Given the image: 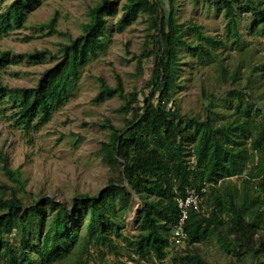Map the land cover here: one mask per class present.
I'll use <instances>...</instances> for the list:
<instances>
[{
  "label": "trees",
  "instance_id": "16d2710c",
  "mask_svg": "<svg viewBox=\"0 0 264 264\" xmlns=\"http://www.w3.org/2000/svg\"><path fill=\"white\" fill-rule=\"evenodd\" d=\"M116 1L99 0L89 8L82 33L60 45L61 58L43 72L35 86L13 88L0 82V113L7 103L14 125L27 132L48 122L52 112L68 101L81 68L103 48ZM206 1L223 9L225 37L236 47L242 40L239 19L257 22L254 32L264 36V0ZM29 5V0H13L8 7H0V38L23 27ZM140 13L148 14L156 43L138 57V69H142L145 58H151L150 72L155 82L140 101L139 90L126 94L120 82L110 87L100 79L94 99L99 102L117 95L123 103L116 111L130 115L123 127L108 119L102 124L108 136L98 154L112 177L98 194L76 195L71 206L48 196L26 205L19 195L23 187L20 172L11 169L6 155L0 153L2 170L14 183L0 184V191L7 193L0 195V264H54L68 258L77 246L79 252L72 264H87L91 246L102 258L106 252L118 253L120 246L114 238H123L139 259L161 261L171 246L178 215L176 198L183 196L187 187L199 190L204 185L208 188L201 204L206 210L189 209L186 255L179 258L180 262L208 264L189 250L212 237L236 258L237 263L231 264L241 263L249 253L264 258V94L254 98L248 85L236 87L239 72L229 75L221 67L227 84L221 93L236 100L231 120L216 122L210 109L212 100L203 119L185 117L175 107H167L177 86L180 48L203 59L212 56L211 47L224 41L204 35L195 25L190 28L202 42L192 45L184 40L174 0H169L168 11L160 0H127L117 29L123 30ZM55 24L53 17L41 28L47 27L53 34ZM27 56L35 63L47 56L57 58L46 50ZM16 62L8 52L0 54V69ZM255 71L251 68L249 77ZM233 178L240 179V185ZM134 195L142 207L137 234L130 239L121 229ZM83 218L87 221L85 235L81 236Z\"/></svg>",
  "mask_w": 264,
  "mask_h": 264
},
{
  "label": "rangeland",
  "instance_id": "374dc122",
  "mask_svg": "<svg viewBox=\"0 0 264 264\" xmlns=\"http://www.w3.org/2000/svg\"><path fill=\"white\" fill-rule=\"evenodd\" d=\"M13 0H0V7H8ZM99 0H29V9L23 27L14 29L0 38V54L8 52L16 63L0 69V82L9 87H33L44 71L54 66L61 58L60 45L78 37L88 22L89 8ZM127 0H117L115 12L109 17L108 31L104 46L97 56L91 57L81 68L79 80L71 90L68 101L52 112L50 119L36 131H24L14 125L12 110L4 104L0 113V153L6 155L9 166L20 172L23 187L19 195L26 205L43 196L52 197L71 206L78 194H98L112 177V172L101 160L98 151L101 142L107 140L108 130L102 127L106 119L118 127H123L130 115L116 111L123 101L117 96L95 101L99 93L100 79L108 86L121 83L123 92L128 94L137 89L140 101L155 82L151 75V58H145L142 69H138L139 56L153 49L155 31L147 13H140L136 20L118 30L116 22L122 15V5ZM177 23L184 30L183 39L190 44L201 43L190 26L199 27L204 35L214 36L224 44L211 47L212 56L200 59L186 48L178 53L177 86L166 104L175 107L185 117L203 119L210 107L217 123L232 119L236 100L224 97L222 91L227 84L222 79L221 67L230 75L239 72L236 87L248 85L254 98L264 94V36L254 32L257 22L239 19L241 44L236 47L225 37L226 20L223 9L206 0H174ZM168 11L169 0H160ZM55 17L56 32L49 34L47 27ZM49 51L57 58L47 56L41 62H32L27 54L34 51ZM166 51V50H165ZM158 55V54H157ZM256 71L249 77L251 68ZM262 102L264 103V97ZM188 146V145H187ZM1 157V156H0ZM232 181L240 185L241 180ZM0 184L14 185L2 170L0 158ZM0 195H6L0 191ZM5 196V197H6ZM204 199V197H203ZM142 207L141 200L134 195L131 209L124 217L123 235L133 239L137 234V219ZM80 225V235L84 236L85 223ZM12 239V236L9 237ZM120 248L118 253L106 252L104 258L99 250L91 246L87 264H182L179 258L186 255L181 247L168 249L161 260L139 259L123 238H114ZM79 246L61 262L72 264L77 257ZM189 251L199 254L208 264L237 263L232 253L227 252L212 237L205 243L190 247ZM238 264H264V258L246 255Z\"/></svg>",
  "mask_w": 264,
  "mask_h": 264
},
{
  "label": "built area",
  "instance_id": "2783aa9c",
  "mask_svg": "<svg viewBox=\"0 0 264 264\" xmlns=\"http://www.w3.org/2000/svg\"><path fill=\"white\" fill-rule=\"evenodd\" d=\"M193 162V157H191ZM208 185H204L197 190L195 187H187L183 196L176 198L178 207L177 219L173 225L172 235L170 237V243L173 247L184 246L187 241V233L185 230L186 220L188 217L189 209L193 208L197 211L205 212L204 207L201 204L202 194L206 192Z\"/></svg>",
  "mask_w": 264,
  "mask_h": 264
},
{
  "label": "crops",
  "instance_id": "0c3cea01",
  "mask_svg": "<svg viewBox=\"0 0 264 264\" xmlns=\"http://www.w3.org/2000/svg\"><path fill=\"white\" fill-rule=\"evenodd\" d=\"M203 199V198H202ZM204 209L206 210V208L204 207Z\"/></svg>",
  "mask_w": 264,
  "mask_h": 264
}]
</instances>
